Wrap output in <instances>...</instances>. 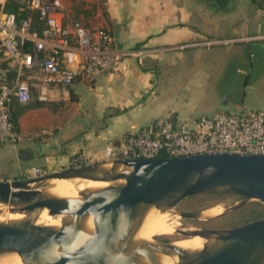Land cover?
I'll return each instance as SVG.
<instances>
[{
	"label": "crops",
	"instance_id": "0c3cea01",
	"mask_svg": "<svg viewBox=\"0 0 264 264\" xmlns=\"http://www.w3.org/2000/svg\"><path fill=\"white\" fill-rule=\"evenodd\" d=\"M58 3L56 14L72 39L76 22L103 27L118 48L133 53L125 55L116 70L91 79L78 73L70 83L48 88L40 85L34 70L29 78L31 100L22 102L12 96L10 101L22 139L12 143L0 138V179L24 177L31 166L45 172L57 170L73 157L85 163L105 160L109 144L144 125L192 117L194 97L202 95L208 81L225 68L216 72L220 68L215 65L224 62L218 55L222 47L214 46L208 54L204 44L227 37L242 47L259 38L264 41V24L255 27L245 21L244 10L222 13L209 8L205 0ZM30 11L29 16L36 14L35 9ZM4 12L5 0H0V15ZM231 16L237 19L232 21ZM260 31L263 35L256 36ZM16 69L0 53V84L13 85ZM247 79L245 76L243 87ZM256 80H264V74ZM42 93L47 99L41 98ZM239 96L244 102L246 94Z\"/></svg>",
	"mask_w": 264,
	"mask_h": 264
},
{
	"label": "water",
	"instance_id": "95a60500",
	"mask_svg": "<svg viewBox=\"0 0 264 264\" xmlns=\"http://www.w3.org/2000/svg\"><path fill=\"white\" fill-rule=\"evenodd\" d=\"M115 177L121 183L85 186L75 195L49 190L51 181H89ZM224 192L239 200L208 217L223 216L247 202L264 203V154L234 151L182 156L111 158L66 166L38 176L0 179V203L15 218H0V256L30 252L40 264H264V216L230 227L178 228L185 237L212 236L221 247L185 248L176 240L138 236L146 215L174 207L196 193ZM62 215L39 221L42 210ZM1 213V212H0ZM92 215L91 227L84 216ZM197 217L198 211H179Z\"/></svg>",
	"mask_w": 264,
	"mask_h": 264
},
{
	"label": "built area",
	"instance_id": "2783aa9c",
	"mask_svg": "<svg viewBox=\"0 0 264 264\" xmlns=\"http://www.w3.org/2000/svg\"><path fill=\"white\" fill-rule=\"evenodd\" d=\"M35 9L45 25L34 28L30 16L19 21L14 12L0 15V53L12 60L17 72L13 85L0 84V138L12 143L22 139L12 117L10 101L32 98L29 78L37 70L40 85L68 84L78 73L85 78L116 70L132 50H123L114 43L112 34L103 27L73 24V39L57 12L58 0H25ZM33 42V49L22 50V39ZM67 62L69 65H65ZM77 64V67H74ZM42 99H47L42 93ZM234 151L264 154V108L186 117L179 120L149 123L105 148L108 159L143 156H182L200 152ZM68 166L80 164L78 157L68 160ZM45 171L31 166L26 177Z\"/></svg>",
	"mask_w": 264,
	"mask_h": 264
},
{
	"label": "rangeland",
	"instance_id": "374dc122",
	"mask_svg": "<svg viewBox=\"0 0 264 264\" xmlns=\"http://www.w3.org/2000/svg\"><path fill=\"white\" fill-rule=\"evenodd\" d=\"M264 3L256 5L251 0H238L237 6L244 9V13L247 15L244 17L254 23L255 25L262 24L264 21V14L262 10H258L256 14L248 12L246 9L257 7L262 8ZM231 7V6H230ZM247 11V12H246ZM240 13H243L240 11ZM254 14V15H253ZM232 21L237 19L231 16ZM243 19H239V22ZM246 21V20H245ZM263 32L256 33V36H262ZM246 36V34L244 35ZM236 39L227 37L226 39L219 40L214 43L207 41L204 44V48L211 54L213 47H222L218 50L223 59V63L220 62L215 65L219 76L208 81L207 86L202 90V95H196L191 102L194 109L193 116H199L202 114H213L217 111L233 112L238 110H246L252 108H264V80H256L257 76L264 74V41L259 38L252 42H247L249 46H239L241 43H235ZM238 44V45H237ZM239 47V48H238ZM215 55V56H218ZM194 59V58H193ZM194 65H196L194 63ZM245 76H248L247 85L243 87L242 81ZM193 92V91H192ZM191 92V93H192ZM245 93L244 102L239 96L240 93ZM197 93V92H196ZM211 93V95H209ZM192 96V95H191ZM228 96V101L225 98ZM242 96V95H241ZM252 96V97H251ZM192 99V97L190 98ZM85 162L80 159V164ZM69 162L58 165V169L68 166ZM85 187V186H84ZM74 189L71 190V193ZM216 192L210 193H196L186 196L179 201L174 207L162 212V214L155 215V218H150L139 229L138 234L141 237L150 239H158L163 237L174 238L176 241H193L196 237H185L181 235L177 229L188 228H202V227H230L249 220L256 219L255 217L264 216V203L257 199H250L242 204L237 209L219 217H208L223 211L227 206L234 204L239 200V196L231 193L220 194ZM182 211H198L197 217H183L179 214V210ZM61 214H55L51 217L40 218L42 222H52L53 220H60ZM152 219V220H151ZM159 219V220H158ZM158 220V221H157ZM156 221V223H154ZM146 236L145 229L153 228ZM163 227V228H162ZM175 241V242H176Z\"/></svg>",
	"mask_w": 264,
	"mask_h": 264
},
{
	"label": "bare ground",
	"instance_id": "6f19581e",
	"mask_svg": "<svg viewBox=\"0 0 264 264\" xmlns=\"http://www.w3.org/2000/svg\"><path fill=\"white\" fill-rule=\"evenodd\" d=\"M50 185L48 186L49 190L59 194V195H75L78 189L83 188L84 186H95V185H105L108 183H121L122 181L118 178L115 177H108V178H101L98 180H89V181H73L65 178L61 179H56L54 181H51ZM74 189V192L71 193V190ZM9 206L0 203V218H15V217H20L23 214L21 212H10L9 211ZM166 212V211H165ZM157 214H162L156 209H153L150 211L146 217L144 218L140 228L144 225V223L149 220L150 218H155ZM61 215H68L72 216L74 214H61ZM52 215L48 214L47 211L44 209L42 210L40 217L39 218H45V217H51ZM158 216V215H157ZM92 220H94L93 216L88 214L84 216V222L85 225L88 226L89 228L91 227ZM152 220V219H151ZM159 220V219H158ZM157 220V221H158ZM58 220H53L51 223H55ZM50 223V222H47ZM156 223V221L154 222ZM163 228V227H162ZM152 230H155L151 228L150 231L149 229H145L146 236L148 235L149 232ZM138 236H140L138 234ZM196 237L193 241H176L175 243L177 245H180L185 248H199L204 245L208 246H214V247H221L223 244L221 241L215 239L212 236H206V235H194ZM147 238H150V236H147ZM174 261V258L170 256H162L160 258V263L161 264H172ZM0 264H40V260L36 255L30 253V252H23V253H8L4 256H0Z\"/></svg>",
	"mask_w": 264,
	"mask_h": 264
},
{
	"label": "trees",
	"instance_id": "16d2710c",
	"mask_svg": "<svg viewBox=\"0 0 264 264\" xmlns=\"http://www.w3.org/2000/svg\"><path fill=\"white\" fill-rule=\"evenodd\" d=\"M46 1L50 2L51 0L50 1L46 0ZM5 10L8 12H14L17 20H20L31 14V11H30L31 9L28 8L25 0H5ZM32 16H30L32 26L40 30L45 25L43 19L39 17L37 11H36V14H33ZM20 48L22 50L30 51L33 49V42L29 39L24 38L20 42ZM12 117L16 123V115L14 113L12 114ZM216 193H219V192H216ZM223 193L224 192H221L220 194H223ZM255 218H258V216Z\"/></svg>",
	"mask_w": 264,
	"mask_h": 264
},
{
	"label": "flooded vegetation",
	"instance_id": "af4514ba",
	"mask_svg": "<svg viewBox=\"0 0 264 264\" xmlns=\"http://www.w3.org/2000/svg\"><path fill=\"white\" fill-rule=\"evenodd\" d=\"M205 1H206L207 6L209 8L217 9L218 11H220L222 13H234V12H237V11L244 10V9H241L240 7L237 6L238 0H205ZM251 1L254 2L258 6L260 5V3H262V2L264 3V0H251ZM246 10L248 12H251V13H254V14H256V12H258V10H262V12L264 14V5H263L262 8L257 7V10L255 8H252V9L250 8V10H248V9H246ZM263 24H264V21L262 22V24H258V25L261 27ZM253 25L255 27L258 26V25H255L254 23H253ZM179 211H182V209L179 210ZM159 239H161V240H173L174 238L172 239V238H169V237H163V238H159Z\"/></svg>",
	"mask_w": 264,
	"mask_h": 264
}]
</instances>
